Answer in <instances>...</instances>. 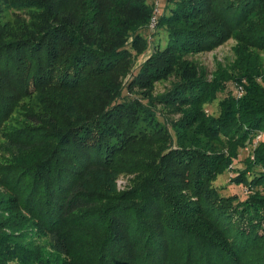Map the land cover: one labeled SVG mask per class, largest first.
<instances>
[{"label":"trees","instance_id":"16d2710c","mask_svg":"<svg viewBox=\"0 0 264 264\" xmlns=\"http://www.w3.org/2000/svg\"><path fill=\"white\" fill-rule=\"evenodd\" d=\"M169 1L174 8L158 23L168 44L141 65L129 94L172 76L186 54L212 52L231 39L238 49L264 50V12L255 17L264 0ZM2 6L38 11L39 34L20 38L0 23V138L18 153L0 166V264H47L35 243L41 239L55 264H264V71L256 58L240 55L241 77L230 81L244 94L222 99L217 117L205 106L223 84L203 73H183L145 105L122 95L112 79L130 72L131 35V48H142L136 33L153 16L147 0H0ZM49 89L79 95L72 117L48 100L45 112L25 110L32 126L4 131L26 97ZM158 106L181 118L168 121ZM255 141L253 159L230 181L248 197H223L215 182ZM124 172L148 176L119 192Z\"/></svg>","mask_w":264,"mask_h":264},{"label":"rangeland","instance_id":"374dc122","mask_svg":"<svg viewBox=\"0 0 264 264\" xmlns=\"http://www.w3.org/2000/svg\"><path fill=\"white\" fill-rule=\"evenodd\" d=\"M148 5L153 11V16L150 19L148 26L140 29L136 34H139L141 40L144 43H139L140 47L145 48L144 50L132 49L131 45L133 44V40L135 35H131L128 38L126 43V48L132 54V66L130 72L121 75L118 74L114 77L112 81L117 82L118 88L121 87L122 95L128 97H139L143 99V103L145 105L148 104V97H157L158 95H162L167 91L172 90L178 83L183 80V73L187 75L189 74H200L203 73L205 78L209 82L220 81L223 84V89L218 93V97L215 102L205 106L206 112L209 115L217 117L220 113L219 104L222 99L233 96L236 100L242 98L244 94V90L241 84L230 81V78L234 76L241 77L239 72L241 71L240 66V55L242 58H256L258 61V66L264 71V50H257L253 48H245L238 49L239 43L235 39H231L224 45L220 46L216 50L207 53L200 54H186L181 58V60L177 63L174 68V73L172 76H169L166 79L153 83L151 87L146 88V92H142V95H139L138 91H135L133 94H129L128 85L134 75L138 72L141 65L144 64L156 51L157 48H165L168 44V36L167 33L160 27H158L159 20L162 16L165 15L166 12L169 13L168 9L172 6V1L169 0H147ZM174 8V5L172 6ZM264 12V7L261 11L256 14V19L262 16ZM36 10H14L12 8H8L7 6H2L0 8V23L1 25H7V31L15 34L20 38L31 37L34 38L39 34V31L35 28V19L33 16L37 14ZM145 45V46H144ZM238 50V52H237ZM190 75V76H191ZM232 78V79H233ZM243 83L245 80H242ZM222 87V86H221ZM108 95L113 97L114 94L111 90L107 91ZM146 93V94H145ZM144 94V95H143ZM50 100H55L57 103L66 107L63 111L67 114H71L70 117L75 113V109H77V105L80 102L79 95L71 92H62L58 89L54 90H42L41 92H37L32 94L31 96L26 97L19 107L15 110L12 116L7 120L6 126L4 127V131H12L22 129L24 127L32 126L31 123L27 120L25 116V110L30 108V110L35 111L36 113H42L47 110V106ZM48 101V102H47ZM69 111V112H67ZM158 114L168 121H178L181 118V114L169 112L170 109L166 107H157ZM161 117V119H162ZM162 121H165L164 119ZM169 128H171V125ZM142 129L149 131L150 128L145 124H142ZM172 132V136L174 138L173 143L175 144L177 140L176 133ZM258 136H262L259 134ZM6 140L4 138H0V166L5 163H9L14 158H18V153L15 152V155L12 153L10 149L7 147H2ZM257 142L246 144L245 147L240 148L238 150V157L234 161V164L229 167L228 171L220 175L215 182L214 186L218 189L223 197H232L236 196L240 200H245L249 191L245 189V187H240L231 184V180L235 177L238 171H242L245 169V160L247 158L253 159V147H257ZM133 145V144H132ZM146 149L154 150L155 152L161 151L163 148L161 145H149L142 144ZM131 155V154H130ZM143 161L149 160L151 156L148 152H144ZM146 176L147 173H139V172H124L121 174L118 180V189L119 192H124L128 189H132L137 186ZM3 191L0 188V192ZM36 245L42 247V251L44 253V262L47 264H55L50 263V255L51 251L48 248V241L41 239L35 242ZM57 264V263H56Z\"/></svg>","mask_w":264,"mask_h":264},{"label":"built area","instance_id":"2783aa9c","mask_svg":"<svg viewBox=\"0 0 264 264\" xmlns=\"http://www.w3.org/2000/svg\"><path fill=\"white\" fill-rule=\"evenodd\" d=\"M260 138H261V136H259L257 140H259Z\"/></svg>","mask_w":264,"mask_h":264}]
</instances>
